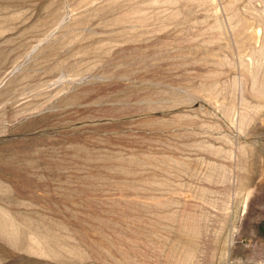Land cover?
<instances>
[{
	"label": "rangeland",
	"instance_id": "obj_1",
	"mask_svg": "<svg viewBox=\"0 0 264 264\" xmlns=\"http://www.w3.org/2000/svg\"><path fill=\"white\" fill-rule=\"evenodd\" d=\"M0 264H264V0H0Z\"/></svg>",
	"mask_w": 264,
	"mask_h": 264
}]
</instances>
